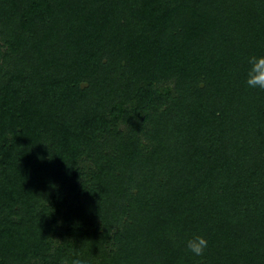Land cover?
Wrapping results in <instances>:
<instances>
[{
	"label": "trees",
	"instance_id": "obj_1",
	"mask_svg": "<svg viewBox=\"0 0 264 264\" xmlns=\"http://www.w3.org/2000/svg\"><path fill=\"white\" fill-rule=\"evenodd\" d=\"M252 56L264 0H0V264H264Z\"/></svg>",
	"mask_w": 264,
	"mask_h": 264
},
{
	"label": "clouds",
	"instance_id": "obj_2",
	"mask_svg": "<svg viewBox=\"0 0 264 264\" xmlns=\"http://www.w3.org/2000/svg\"><path fill=\"white\" fill-rule=\"evenodd\" d=\"M247 63L246 84L250 88L264 89V56H252ZM207 246L208 241L201 235H193L186 241V250L197 257L204 255ZM73 264H92V261L90 258H83L77 259Z\"/></svg>",
	"mask_w": 264,
	"mask_h": 264
}]
</instances>
